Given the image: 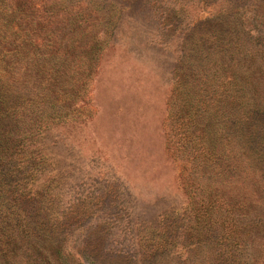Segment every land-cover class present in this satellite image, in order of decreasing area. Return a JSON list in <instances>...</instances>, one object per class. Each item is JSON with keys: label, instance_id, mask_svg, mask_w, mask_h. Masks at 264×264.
Instances as JSON below:
<instances>
[{"label": "rangeland", "instance_id": "rangeland-1", "mask_svg": "<svg viewBox=\"0 0 264 264\" xmlns=\"http://www.w3.org/2000/svg\"><path fill=\"white\" fill-rule=\"evenodd\" d=\"M80 1L78 27L73 31L65 26L62 32L66 38L71 33L80 38L75 48L61 51L62 59L75 69H62L56 79L51 77L50 71L56 70L43 59V50L30 51L27 71L19 64L14 67L22 130L34 133L32 143L26 144H32L31 149L42 147L47 174L41 180L60 193L56 212L72 220L64 232V244L74 259L71 264H149L144 231L167 225L180 233L181 243L173 253H184L181 259L172 257L171 264L217 262L214 250L188 253L187 247L195 242L185 232L190 218L184 168L208 145L185 139L194 129L188 123L191 116L185 111L176 71L182 42L198 20L232 6L248 20L253 10L260 12L262 0L197 7L186 0ZM180 8L178 18L174 12ZM48 53V58L57 60V51H47L46 57ZM257 59L264 68V59ZM73 72L76 75L70 76ZM25 81L28 89L23 87ZM60 101L59 112L66 119L51 123V107ZM185 148L188 155H180ZM241 161L247 166L246 160ZM182 168L185 175L180 176ZM210 173L199 176L208 181ZM235 186H228L226 195L211 189L215 203L219 199L213 208L217 218L233 219L227 228L244 237L249 219L256 217L264 225V208H250L241 222L239 211L253 201V191ZM201 192L207 191L193 192V201L209 205L207 194ZM221 195L231 196V203L221 205ZM251 251L255 264H264V227L262 233L254 232Z\"/></svg>", "mask_w": 264, "mask_h": 264}, {"label": "trees", "instance_id": "trees-1", "mask_svg": "<svg viewBox=\"0 0 264 264\" xmlns=\"http://www.w3.org/2000/svg\"><path fill=\"white\" fill-rule=\"evenodd\" d=\"M186 1L197 7L198 3L228 0ZM81 4L80 0H0V264L74 261L64 244V232L72 220L56 212L60 193L49 181L41 180L47 174V157L39 145L31 149L32 144H26L32 143L34 133L28 129L25 134L22 130L24 121L18 106L14 67L19 64L27 71L30 51L43 50V59L56 70L50 71L51 77L56 79L62 69L73 71L74 64L62 59L61 51L75 48L80 38L72 33L66 38L62 32L65 26L73 31L78 27ZM259 6L260 12L253 10L254 16L248 20L234 6L198 20L182 42L183 54L176 71L183 86L185 111L191 116L188 123L194 129L185 139L208 145L184 168L188 178L182 180L190 218L185 232L189 233L187 239L195 242L193 247H187L188 253L216 251L219 262L209 260L205 261L207 264H255L256 258L251 254L253 236L254 232L262 233L264 227L255 217L245 224L249 228L244 237L234 234V228L229 230L226 225L233 219L215 216L213 206L218 207L219 199L215 203L211 190H223L226 195L228 186L242 185L253 191V201L239 211L243 223L250 208H264V68L257 65L258 57L264 59V0ZM182 10L174 13L177 16ZM47 51H57V60L48 58L50 53L46 57ZM23 85L28 89L26 81ZM60 103L51 107V123L66 119L65 113L59 112ZM40 135L43 133L37 137ZM186 150L180 155H188ZM242 158L247 166L241 165ZM208 170L211 176L204 181L199 174ZM179 175H185L183 168ZM54 183L59 185L58 181ZM199 188L208 192L200 195L207 194L209 205L193 201V192ZM228 198L231 196L221 195V205H229ZM172 229L167 225L144 231L149 264H171L172 257H184V253H173L181 242L180 233Z\"/></svg>", "mask_w": 264, "mask_h": 264}]
</instances>
